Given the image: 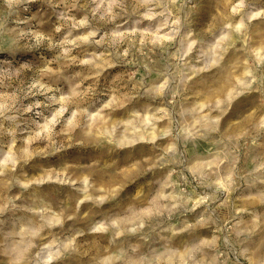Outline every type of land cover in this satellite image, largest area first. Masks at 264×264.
I'll return each instance as SVG.
<instances>
[{
	"label": "clouds",
	"instance_id": "obj_1",
	"mask_svg": "<svg viewBox=\"0 0 264 264\" xmlns=\"http://www.w3.org/2000/svg\"><path fill=\"white\" fill-rule=\"evenodd\" d=\"M0 264H264V0H0Z\"/></svg>",
	"mask_w": 264,
	"mask_h": 264
}]
</instances>
